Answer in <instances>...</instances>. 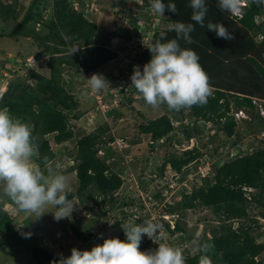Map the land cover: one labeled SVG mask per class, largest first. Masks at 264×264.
Returning <instances> with one entry per match:
<instances>
[{"label":"trees","instance_id":"trees-1","mask_svg":"<svg viewBox=\"0 0 264 264\" xmlns=\"http://www.w3.org/2000/svg\"><path fill=\"white\" fill-rule=\"evenodd\" d=\"M83 1L30 0L26 6L20 0H0V40H11L17 46L14 58L18 66H13L16 63H0L4 71L14 75L23 70L22 75H13L8 80L0 98V108L7 109L14 118L32 129L38 146L34 163L42 170L59 164L60 157L67 156L68 162L66 166L60 165L61 169L66 175L74 172L76 178L69 199L81 203L89 201L96 208L89 216L69 219L74 239L88 244L87 249L96 245L97 225L104 219L110 222L107 215L111 211L110 204L119 200L127 207L136 204L137 212L131 210L122 218H116L113 224L119 227V234L115 237L124 239L121 225L153 220L171 237L176 234L182 241H190L194 236L187 232L179 219L185 216V210L201 207L209 209L213 215L211 220H214V223L205 224L197 239L214 245L209 253L212 264H264V139L257 136L264 129V116L261 114L264 102L260 100L264 99V62L260 61L264 58V20L259 23L254 21L255 17L264 14V5L247 0L242 17L236 18L227 11H221L217 0H206L208 12L205 24L209 21L221 22L232 34L233 38L229 40L218 38L214 32L191 21L189 0H171L176 3L177 12L166 9L164 17H149L147 26L128 19L127 25H119L109 33L87 17L90 14L95 17V14L90 10L93 8ZM117 1L120 4L125 2ZM143 5L151 9L150 0H143ZM78 7L88 8L90 13L85 16L83 8ZM151 19H157L153 21L152 28ZM175 21L195 25L190 34L193 43L185 44L183 40L179 43L181 47L191 48L198 54L199 63L209 77L211 95L206 104L179 111L159 105L162 113L154 118H145L138 112L140 119L134 122L137 131L131 135L129 143L136 147L144 143L150 151H155L157 145L163 148L177 146L176 130L186 143L191 139L200 140L199 146L193 144L180 150H163L161 163L152 171L162 179L169 166L175 173L173 179L176 184L181 182L182 174L191 175L192 184L171 195V203L165 200L163 188L148 195L145 193L149 203L144 201L143 194L134 198H118L117 192L124 183L121 164L118 156L114 158L116 153L107 146L113 141L114 134L109 124L103 122L93 131L76 136L72 121L78 120L83 112L79 110L80 100L73 81L77 72L88 78L93 73H99L103 67H109V79L103 76L107 79L106 83L120 86L114 90L121 95V98L119 95V98L116 97V102H134L133 99L140 95L131 85L128 70L132 66L142 68L150 59L146 46L158 39L167 25ZM159 22L164 25L158 27ZM149 30L152 40L143 44L141 40ZM136 34L139 36L136 37ZM166 35L174 37L175 33L167 32ZM72 48H77V51L69 55ZM28 57H31V62ZM66 69L72 72L75 79L70 78ZM125 71H128V76ZM107 97H113V93ZM116 107L117 104L107 108L102 115L115 119L120 115ZM232 110H241L246 118H236ZM174 113L178 114L179 126L171 117ZM215 125L216 131L210 138L215 139L216 144L210 146L201 142L200 136L209 134ZM218 132L223 138L217 136ZM249 132L253 134V141L246 142L241 148L243 144L238 139L242 133ZM119 137L125 140V137ZM51 140L57 147L75 140L70 148L73 152L54 149ZM102 149L104 153L99 154ZM45 158L47 164L43 162ZM109 159H112L111 164ZM203 163H210L208 171L196 169V165ZM137 180L139 187L144 188L141 175L137 176ZM149 180L152 181L151 178ZM125 198L128 200L125 201ZM145 209L150 213L153 210L155 218L143 213ZM21 213L10 199L0 195V248L19 247L28 255L31 264H57L59 255L45 250L37 239L22 236V227L29 228L31 224H14L15 217ZM166 215L177 216L172 227L164 218ZM258 230H263L260 236H256ZM62 231L65 233L64 227ZM156 247L157 244L150 238L143 237L140 250ZM193 247V253L188 249L182 251L185 264H198L201 254L196 251L195 245Z\"/></svg>","mask_w":264,"mask_h":264},{"label":"clouds","instance_id":"clouds-1","mask_svg":"<svg viewBox=\"0 0 264 264\" xmlns=\"http://www.w3.org/2000/svg\"><path fill=\"white\" fill-rule=\"evenodd\" d=\"M89 1L92 0L83 2L88 6L91 4L90 7L94 8V4ZM150 3L149 14L151 11L159 15L155 17H164L166 9L172 13L177 12L176 3L171 0L167 3L164 0H150ZM249 3L264 5V0H249ZM246 4L247 0H217V7L221 11H227L236 18L242 17ZM189 7L191 21L214 32L218 38L229 40L233 38L229 29L221 22L209 21L205 24L208 12L206 0H189ZM145 9L147 11L144 6ZM254 21L257 23L255 19ZM194 30L195 25L191 22L169 23L166 31L161 32L158 39L146 46L150 52V59L142 68L133 67L131 85L148 105L153 107L166 105L169 110L179 111L182 108L207 103L211 95L209 77L199 63L198 54L191 48L181 47L179 43L183 40L185 44H192L190 34ZM167 32H174L175 36L167 37ZM258 38H255L256 41ZM77 48H72L69 55L77 51ZM77 76L81 74L77 72ZM83 77L85 78L84 74ZM86 79L89 88L95 92L104 89L105 96L111 93V88L117 90L120 87L105 84L106 79L99 73H93L88 78L86 76ZM1 87L3 95L6 86L0 83ZM94 97L97 99L96 94ZM260 100L264 102L263 98ZM239 111L241 110H232V114L236 118H246L244 112ZM119 139L124 142L122 146L115 143ZM108 145L117 152V149L121 150L127 144L121 137L114 136ZM37 147L29 125L14 118L7 109L0 108V195L10 199L17 207V211L35 214V218L46 212H51L56 221L69 218L74 210V205L69 199L73 191L71 179L59 164L49 165L44 170L38 167L34 163ZM98 153L103 154V149ZM43 162L48 163L46 158ZM46 206L53 207L55 211H46ZM121 227L124 232L123 240L113 236L104 238L102 244H96L90 249L73 247L69 255L61 257L59 264H185V256L179 247L155 242L162 227L159 223L144 220L142 223L129 222ZM145 235L158 246L147 251L140 250ZM194 245L196 251L201 254L198 264H212L209 253L214 245L199 240L194 241Z\"/></svg>","mask_w":264,"mask_h":264},{"label":"rangeland","instance_id":"rangeland-1","mask_svg":"<svg viewBox=\"0 0 264 264\" xmlns=\"http://www.w3.org/2000/svg\"><path fill=\"white\" fill-rule=\"evenodd\" d=\"M23 2L24 5H28L30 0H20ZM94 4V8L90 9L93 14H95V17L90 14L88 17L90 20H95L97 24H99L100 27H102L104 30H106L107 33H109L111 30H113L115 27L119 25H127L128 19H134L135 22H138V25L147 26L149 24V17L151 16H159L158 14L151 13L149 14V9L144 10L143 0H125L124 3L120 4L117 0H92L89 1ZM84 6V4H83ZM91 6V4H89ZM81 8V7H78ZM83 8V7H82ZM81 8V9H82ZM90 8V7H89ZM120 8L122 11H120ZM85 16L90 13L86 9L83 8ZM147 13H146V12ZM152 14V15H151ZM231 14V13H230ZM157 19H153L155 21ZM152 19L150 22V27L152 28ZM158 27H162L164 24H161L159 22ZM146 36L143 37L141 42L143 44H148L151 42L152 38L151 31L149 30L146 34ZM139 35L136 34V37ZM3 38V37H1ZM141 38V37H140ZM4 39V38H3ZM112 41V40H111ZM110 41V42H111ZM17 51V46L10 40H6V42L0 40V62L5 63H16L13 66L17 68V59L14 58ZM13 58V60H12ZM15 60V61H14ZM27 60L32 61L31 57H28ZM260 61L264 62V58ZM0 63V66H1ZM108 69L103 67L102 70L99 71V74L104 75L109 79V73L107 72ZM66 73L70 76V78L73 80L75 77H73L72 72L68 71L66 69ZM129 74L131 75L133 71V66L130 68ZM125 71L124 74L128 76L127 72ZM76 72V71H75ZM23 70L17 71V73L11 74L6 71H4L3 66L0 67V83H3L4 86H6L8 80L14 75V76H20L22 75ZM112 74V73H111ZM13 76V77H14ZM76 79L73 81L75 88H76V94L77 97L80 100L79 110L82 113L80 118L78 120L72 121V127L76 132V136L84 135L88 132L93 131L98 125H100L103 122H107L110 126L111 133L114 134V136L119 137L123 136L125 137V143L127 144L125 147H123L121 150L117 149L118 151L115 152L114 158L118 156L119 159L120 168L122 169V177H123V185L121 189L117 192V197H123L127 196L128 198L136 197L138 195L143 194L144 201L149 203V199L146 197L145 193L148 195L152 191H158L161 188H163V192L166 195V199L169 203L173 202L172 198L170 199V196L177 192L179 189H186L189 188L190 184H192V176L191 175H181V182L176 184L175 180L173 179V175L175 174L169 166L166 167L164 178L160 179L158 178L157 173H153L152 171L156 169V166H158L161 163L162 156L164 154L163 150H171L173 149H181V148H187L192 146L193 144L200 145V140L198 139H191L188 140L187 143L185 142V139L183 136L179 135L178 131H174V134H176V145L177 146H166V148H163L161 145H157L155 147V151H150V149L145 146V144H141L139 146H131L129 143V139L133 133L137 131V128L134 124V122L137 119H140L138 116V112H140L142 115H144L145 118H154L157 115L161 114L162 111L160 110V106L153 107L151 105H148L141 97H138L134 102L130 103H121L116 102V97L121 98L120 94H117L113 88H111V93H113L112 98H108L104 95L103 90L99 91H93L85 84V79L81 76L76 75ZM126 78V77H125ZM106 79V80H107ZM124 82V77L122 78ZM121 79V80H122ZM121 82V83H122ZM106 84V81H105ZM113 85V84H110ZM108 86V85H106ZM112 87V86H111ZM106 89V87H105ZM96 94L97 99L94 97ZM101 96V97H100ZM138 94H136V97ZM118 97V98H119ZM117 104L116 112L120 114L115 119L112 116L105 117L102 115V113L110 107H113ZM120 117V118H119ZM172 119H174V124L176 126H179V122L177 119H179L178 114L174 113L171 114ZM104 120V121H103ZM180 122V123H185ZM243 123V122H242ZM245 127L249 128V125H245ZM217 125L212 129V131L209 134L204 135L203 137L200 136L201 142H206L210 144V146H213L216 144V140H212L210 138V135L216 131ZM179 129V128H178ZM251 129V128H249ZM178 134V135H177ZM218 137L223 138L222 134L218 132ZM253 134L249 132L248 134H241L238 141L243 144V146H240L241 148L245 147V143L248 141H253L252 137ZM255 136V135H254ZM232 140V139H231ZM75 140L64 142L58 147L56 144L51 140V145L54 149L60 148L62 151H70L71 145L73 144ZM255 143V141H254ZM175 145V143H174ZM70 152H73L71 149ZM222 154L224 151H221ZM66 154V153H65ZM220 154V153H219ZM145 158H147V162L145 161ZM68 162L67 156H62L59 159V165L66 166ZM110 164L112 163V159H109L108 161ZM196 169L198 171L204 170L208 171L210 169V163L209 165L206 163L196 165ZM141 170L142 172L141 174ZM152 172V174H151ZM144 173V174H143ZM141 175L144 181V188L139 187V182L137 180V176ZM68 176L71 179L72 187L76 185V178L74 172H70ZM152 179L149 180V179ZM164 186H167V188H164ZM177 199H179V196H177ZM115 200V199H114ZM128 199L125 198V201ZM72 203L74 205V210L69 218H64L59 221H56L53 218V214L51 212H46L42 214L40 217L35 218V214H31L28 212H22L21 214L17 215L15 217L14 224H27L26 222L30 223L31 226L29 228H23L20 230V233L22 236H31L38 240L39 245L42 246L45 250L52 254H57L60 256V259L62 256H67L70 254V250L73 247H76L78 249H87L88 244H83L79 240L74 239L71 228L68 225L69 219L73 218V216H89L93 212H95L96 208L94 206H91V203L89 201L87 202H79L76 199L72 200ZM111 211L108 215V218L110 219V222L108 223L107 219H104L101 223H99L95 229V244H100V242H103L104 238H111L115 237L119 234V227L115 226L113 222L116 220V218L120 219L123 216L126 215L129 211L133 210L134 212H137V205L132 206H124L122 202H119V200L114 201L110 204ZM46 211H55V209L51 206H46ZM139 210V209H138ZM146 210V209H145ZM143 211V213L149 214L151 217L153 215V210L151 213L146 210ZM164 218L169 220V224L172 227L174 224V220L177 219L176 215L173 216H164ZM213 218V215L209 209L206 208H195L190 210H185V216L183 218H180V224L187 229V232L194 236L193 239L190 241H182L175 236L171 237L166 231L160 228V230L157 233V237L155 238V242L158 243H167L172 246L179 247L182 251L188 249L189 252L193 253L195 251L194 249V241L198 239V236L200 235V232L205 227V224L210 222L214 223V220H211ZM132 220V219H131ZM65 228V233H63L62 228ZM263 230L256 231V236H260L262 234ZM1 238V235H0ZM154 242V241H153ZM154 242V243H155ZM158 246V245H157ZM262 258L264 259V254L262 255ZM0 264H31L29 263L28 255L23 252L19 247H2L0 248ZM59 264V261L58 263Z\"/></svg>","mask_w":264,"mask_h":264},{"label":"built area","instance_id":"built-area-1","mask_svg":"<svg viewBox=\"0 0 264 264\" xmlns=\"http://www.w3.org/2000/svg\"><path fill=\"white\" fill-rule=\"evenodd\" d=\"M263 11H264V9H263ZM255 20H256L257 23H259L261 20H264V14L261 13V16H260V17H256ZM259 38H261V36H259ZM2 91H3V87L0 88V96L2 95ZM259 106H260V105H259ZM260 107H261V106H260ZM239 112H241V111H239ZM261 114L264 116V110H263V109H261ZM257 136H258L259 138H261V139H264V129L261 130V131L257 134ZM115 143H116V145H118V146H122V145L124 144V142H123L121 139L116 140ZM153 217H154V216H153ZM154 218H155V217H154Z\"/></svg>","mask_w":264,"mask_h":264},{"label":"crops","instance_id":"crops-1","mask_svg":"<svg viewBox=\"0 0 264 264\" xmlns=\"http://www.w3.org/2000/svg\"><path fill=\"white\" fill-rule=\"evenodd\" d=\"M83 77V76H82ZM84 78V77H83ZM84 79H86V76H85V78ZM87 80V79H86ZM84 85H86V86H88L89 87V85L87 84V82L84 84Z\"/></svg>","mask_w":264,"mask_h":264}]
</instances>
